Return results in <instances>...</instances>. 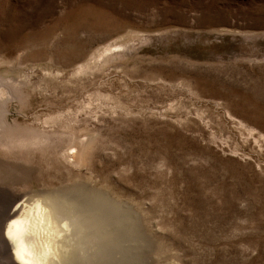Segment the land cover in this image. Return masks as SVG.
<instances>
[{"label":"rangeland","instance_id":"1","mask_svg":"<svg viewBox=\"0 0 264 264\" xmlns=\"http://www.w3.org/2000/svg\"><path fill=\"white\" fill-rule=\"evenodd\" d=\"M36 201L60 264H264V0H0V264Z\"/></svg>","mask_w":264,"mask_h":264},{"label":"bare ground","instance_id":"2","mask_svg":"<svg viewBox=\"0 0 264 264\" xmlns=\"http://www.w3.org/2000/svg\"><path fill=\"white\" fill-rule=\"evenodd\" d=\"M58 219L54 203L36 201L22 218L11 220L6 235L15 257L25 264H52L51 260L60 264L67 252L60 239L63 230Z\"/></svg>","mask_w":264,"mask_h":264}]
</instances>
